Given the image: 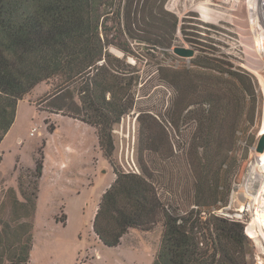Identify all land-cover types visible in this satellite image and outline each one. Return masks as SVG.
I'll return each mask as SVG.
<instances>
[{
    "label": "trees",
    "instance_id": "16d2710c",
    "mask_svg": "<svg viewBox=\"0 0 264 264\" xmlns=\"http://www.w3.org/2000/svg\"><path fill=\"white\" fill-rule=\"evenodd\" d=\"M166 1L0 0V144L15 122L19 100L39 83L56 79V102L51 105L96 128L100 148L116 175L92 223L103 244L116 247L131 228L150 230L161 222V243L151 264H247L243 226L215 215L212 208L229 201L237 168L225 156L237 159L236 132L244 113L226 81L240 83L244 96L253 94V87L246 74L221 66L225 61L216 54L218 40L212 30L179 28L180 19L165 8ZM112 30L175 58L170 49L184 31L192 35L186 38L193 46L207 51L193 60L195 67L159 68L160 77L174 89L167 120L177 127L191 123L195 129L189 146L195 164L188 191L192 208L180 210L163 201L157 184L161 180L143 157L140 173L126 172L113 160V126L134 107L135 78L124 58L109 50ZM197 67L206 71L199 73ZM139 121L141 127L147 125L148 149L159 152L168 145L173 150L158 119L140 115ZM43 162L41 156L34 168L20 169L22 198L14 187L6 191L0 206V264L31 261ZM26 177L33 179L27 182Z\"/></svg>",
    "mask_w": 264,
    "mask_h": 264
},
{
    "label": "rangeland",
    "instance_id": "374dc122",
    "mask_svg": "<svg viewBox=\"0 0 264 264\" xmlns=\"http://www.w3.org/2000/svg\"><path fill=\"white\" fill-rule=\"evenodd\" d=\"M263 3L261 0L259 23L253 4H248L247 12H236L233 7L237 6L228 0H167L165 4L166 9L179 17V28L197 25L212 30L211 36L218 40L214 44L216 54L225 61L221 66L246 74L253 87L254 93L244 96L240 83L226 81L244 113L236 132L237 159L233 161L225 156L237 168L229 201L212 208L215 215L243 226L247 234L244 244L247 264L264 261V160L260 156L264 151L256 150L264 134V78L256 69L264 65ZM217 5H227L224 7L227 11ZM244 19L252 23L255 19L252 31L244 30ZM184 30L193 31L188 27ZM115 31L110 32L113 43L109 50L124 58L129 74L135 78V86L134 107L113 126V160L126 172L140 173L143 157L161 180L157 184L163 201L180 210L192 208L188 191L195 164L189 159L193 155L189 154V146L195 129L191 123L177 127L167 120L174 89L160 77L159 68L195 67L193 60L207 51L193 46L186 38L192 35L184 31H179L170 49L177 58L166 55L160 48L146 47L145 43L138 46L137 41L132 42ZM177 45L194 48L195 55L191 58L176 55L173 48ZM128 46L130 49L125 51L123 48ZM197 70L204 73L206 68L197 67ZM57 83L56 79L43 81L19 100L15 122L0 144V206L9 187H14L22 198L20 169L34 168L35 160L41 156L44 160L34 216L35 244L29 264H151L161 243V222L150 230L131 228L116 247L103 244L94 233L92 223L100 199L116 175L100 148L96 128L51 105L56 102L52 95ZM140 115L158 119L169 133L173 150L168 145H163L159 152L148 149L147 125L141 127ZM158 130L157 127L156 133ZM228 145L227 141V148ZM32 179L26 177L27 182ZM59 219L67 220L62 223Z\"/></svg>",
    "mask_w": 264,
    "mask_h": 264
},
{
    "label": "bare ground",
    "instance_id": "6f19581e",
    "mask_svg": "<svg viewBox=\"0 0 264 264\" xmlns=\"http://www.w3.org/2000/svg\"><path fill=\"white\" fill-rule=\"evenodd\" d=\"M187 1V0H186ZM229 2H234L235 5L237 7H233V8H236V12H247L246 8L248 6V4H253V9L255 10V12H258V15H257V22L259 23V12H260V6H261V0H228ZM218 6V5H217ZM220 8H222L223 10L227 11V9H225L224 7H227V5H222V6H218ZM252 8V7H251ZM263 8H264V3H263ZM240 16L239 17H242V14H239ZM207 17V16H206ZM241 21V20H240ZM254 22H255V19H254ZM254 22H250V21H247V19H244V21H242V26L244 28L245 31H252L255 27V24ZM252 40V39H251ZM255 42V41H254ZM252 43V42H251ZM257 48V47H256ZM260 54V53H259ZM257 56V55H256ZM260 56V55H259ZM261 57L264 58V44L262 42V48H261ZM261 67H257V71L259 72V74L264 78V65H260ZM261 156V159L264 160V153H261L260 154ZM262 161V160H261ZM260 161V162H261ZM263 162V161H262ZM262 164V163H261ZM264 167V166H263ZM256 168V167H255ZM264 172V171H263ZM262 173V172H261ZM260 177V176H259ZM262 178V177H260ZM252 180V179H251ZM253 187V186H252ZM244 189V188H243ZM250 189V188H249ZM264 230V229H263ZM261 264H264V261L261 263Z\"/></svg>",
    "mask_w": 264,
    "mask_h": 264
},
{
    "label": "water",
    "instance_id": "95a60500",
    "mask_svg": "<svg viewBox=\"0 0 264 264\" xmlns=\"http://www.w3.org/2000/svg\"><path fill=\"white\" fill-rule=\"evenodd\" d=\"M137 43H144L141 40H137ZM173 52L181 57H186V58H191L195 55V49L192 47H187V46H181L177 45L173 48ZM256 150L258 152H263L264 151V134L261 136L259 139L258 145Z\"/></svg>",
    "mask_w": 264,
    "mask_h": 264
}]
</instances>
